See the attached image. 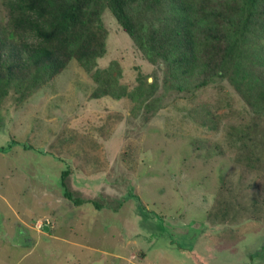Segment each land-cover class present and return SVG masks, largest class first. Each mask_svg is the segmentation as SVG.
<instances>
[{
    "label": "rangeland",
    "instance_id": "1",
    "mask_svg": "<svg viewBox=\"0 0 264 264\" xmlns=\"http://www.w3.org/2000/svg\"><path fill=\"white\" fill-rule=\"evenodd\" d=\"M7 18L0 0L1 28ZM102 19L99 66L118 62L130 90L141 75L156 82L163 108L91 99L96 84L75 60L32 96L10 95L0 121V264H264V119L225 77L171 90L164 63L145 57L110 10ZM204 110L217 130L204 127ZM65 170L90 203L65 198Z\"/></svg>",
    "mask_w": 264,
    "mask_h": 264
},
{
    "label": "trees",
    "instance_id": "2",
    "mask_svg": "<svg viewBox=\"0 0 264 264\" xmlns=\"http://www.w3.org/2000/svg\"><path fill=\"white\" fill-rule=\"evenodd\" d=\"M8 18L0 27V121L13 93L32 96L76 61L96 84L91 99L140 102L148 112L163 108L156 82L138 76L123 84L118 62L100 67L107 53L110 10L137 48L154 65H165V83L192 93L225 77L259 121L264 119V0H3ZM204 110V127L217 130ZM209 120V123L206 122ZM200 121V120H199ZM198 121V122H199ZM251 122L243 131L242 143ZM203 125V122H201ZM61 177L63 194L75 206L90 203Z\"/></svg>",
    "mask_w": 264,
    "mask_h": 264
},
{
    "label": "water",
    "instance_id": "3",
    "mask_svg": "<svg viewBox=\"0 0 264 264\" xmlns=\"http://www.w3.org/2000/svg\"><path fill=\"white\" fill-rule=\"evenodd\" d=\"M44 230H45L46 232H49V231H50V228H49L48 226H44Z\"/></svg>",
    "mask_w": 264,
    "mask_h": 264
},
{
    "label": "flooded vegetation",
    "instance_id": "4",
    "mask_svg": "<svg viewBox=\"0 0 264 264\" xmlns=\"http://www.w3.org/2000/svg\"><path fill=\"white\" fill-rule=\"evenodd\" d=\"M25 237H24V239H26L29 235H28V233L27 232H25V235H24ZM23 239V240H24Z\"/></svg>",
    "mask_w": 264,
    "mask_h": 264
}]
</instances>
